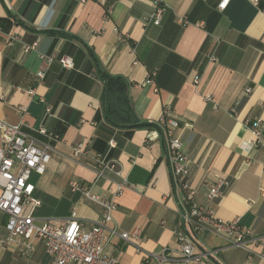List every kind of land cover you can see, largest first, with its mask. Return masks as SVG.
<instances>
[{"label":"crops","instance_id":"1","mask_svg":"<svg viewBox=\"0 0 264 264\" xmlns=\"http://www.w3.org/2000/svg\"><path fill=\"white\" fill-rule=\"evenodd\" d=\"M219 2L163 0L155 24L154 0H0V119L50 152L43 174L30 177L40 200L36 223L75 217L90 228L103 207L72 191L70 180L93 184L106 198L126 181L134 187L114 197L108 226L140 232L107 244L120 264H155L147 253L176 252L175 228L205 253L200 264H264L260 246L183 223L185 190L175 187L167 136L156 124L164 112L179 121L194 202L263 233L264 0H229L224 9ZM104 72L123 78L128 104L116 89L107 92ZM256 119L261 142L250 128ZM97 158L116 160L119 175L110 169L96 178ZM217 177L226 183L209 199ZM6 220L0 211V264H48L44 242L6 243Z\"/></svg>","mask_w":264,"mask_h":264},{"label":"built area","instance_id":"2","mask_svg":"<svg viewBox=\"0 0 264 264\" xmlns=\"http://www.w3.org/2000/svg\"><path fill=\"white\" fill-rule=\"evenodd\" d=\"M256 1V0H255ZM229 0H220L219 9H224ZM155 9L152 19L159 24L163 11V0H154ZM34 43L32 47L35 45ZM55 55L45 57L50 63ZM58 61L67 68L73 67V61L68 56H61ZM43 76V72H37ZM152 75L146 79V83H152ZM197 82V79H195ZM246 91H250L247 88ZM260 119L251 122L250 128L256 141H260ZM167 136V151L170 172L175 181V187L185 190L184 209L180 216L185 225H193L195 229H209L218 234H224L229 242L234 245L245 246L248 242L260 246V256L264 258V232L253 233L252 229L243 227L238 219L231 221L221 220L214 211L206 206H199L194 202L195 191L188 187L185 177L188 174L189 159L183 151L182 142L175 134V128L179 121L165 112L156 123ZM41 133H46L40 128ZM0 211L7 215L5 223L8 231L6 243L17 242L19 238L25 240L27 248H31L33 241L45 243L46 250L50 254L48 264H120L116 257L107 254L106 246L114 236H119L130 241L131 236H137L139 228L131 233L118 231L116 227H109L112 221V212L117 204L114 199L119 195L124 186L134 187L126 181L118 182L113 197L106 198L92 190L93 184L84 183L77 179L70 180V189L80 192L83 197L101 205L103 214L90 228H84L80 220L69 218L65 224L58 225L46 219L42 223H36L33 211L40 204V200L33 195L34 184L30 181L32 173L43 174L50 159L48 145H39L37 141L24 133L19 124H11L0 119ZM82 150L81 144L73 147L75 154ZM96 178L105 175L106 170L119 175L116 160L97 158ZM225 180L217 177L208 191V198L219 195L220 188ZM264 221V219H263ZM177 250L163 248L159 252L147 253V261L152 258L155 264H200L205 253L195 249V241L190 232L181 228L174 229Z\"/></svg>","mask_w":264,"mask_h":264},{"label":"trees","instance_id":"3","mask_svg":"<svg viewBox=\"0 0 264 264\" xmlns=\"http://www.w3.org/2000/svg\"><path fill=\"white\" fill-rule=\"evenodd\" d=\"M105 79L106 90L109 92L112 89H116L118 94L124 103L128 104L127 94H126V83L121 76H113L111 74L103 73ZM148 125V124H145Z\"/></svg>","mask_w":264,"mask_h":264}]
</instances>
